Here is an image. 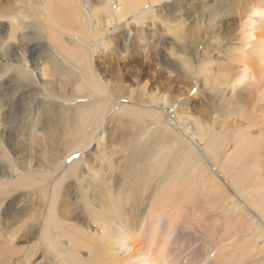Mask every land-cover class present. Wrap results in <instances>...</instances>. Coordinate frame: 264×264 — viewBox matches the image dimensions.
Wrapping results in <instances>:
<instances>
[{"label":"rangeland","instance_id":"374dc122","mask_svg":"<svg viewBox=\"0 0 264 264\" xmlns=\"http://www.w3.org/2000/svg\"><path fill=\"white\" fill-rule=\"evenodd\" d=\"M153 1V3L158 4L151 7L149 10L147 7L148 4H146V8L137 11L134 17L130 16L127 21L121 20L119 23L120 27L105 33L103 36H101V32H104H98V30H96L93 23L94 19L91 17L94 9L97 8L100 10L104 6L108 8L109 0H91V4L89 0H73L71 2V4L73 3L72 6L74 9H81L79 12H82V17L85 19L83 25L84 29L87 31L84 30L83 32L88 35V42L82 40L78 42L74 34L69 32L61 34L59 33L60 31L57 30L58 28L55 27L56 33L59 34L63 42H67V44L71 43L79 47V50L81 49L83 53L90 56L91 63L95 67V71L91 73V78L95 80L96 86L83 85L81 83V77L79 78L78 70H76L78 69L77 64L71 63L66 56L59 51H55V48L48 42L41 40L37 41L41 39L40 36H36V40L28 39V36L31 35V31H34L33 28L27 29L24 26H19L17 28V35L19 39L21 38L20 41L22 45L35 50L37 49L36 46L43 43L45 45L44 51L47 50L50 59L53 58L56 60L63 69L55 84V79H53V77L52 79L50 78L55 85L51 90L43 86L42 77L40 78V76H38L36 69L30 65L31 63L24 61L23 64H18L13 61H6V58L4 59L5 56L2 57L0 52V67L7 69H5L3 75H0V86L4 88H14L12 92L15 96L12 95L11 97V107L24 95L30 96L31 98L37 95L40 96L39 99H46L47 101V107L43 115L44 121L40 122L38 120V125H41L40 128L37 127L34 130L32 127L34 110L31 115L29 114L27 117L19 118L23 119L19 120L22 127L23 139L33 138L34 136H32V134L34 131L33 135H36L35 138L38 137L40 139L42 143L41 147L48 149L46 137L55 130L51 125L57 121V112L59 115L66 111L67 114L65 118H68V116L71 118V109L76 105H90L89 107L86 106V108H81L83 111L82 114L87 116L86 120H81L84 125L82 127L78 124V126L81 127V131L79 134H76V139L71 142V145L68 146L69 148L65 149L66 154L64 155V159L61 160L60 158L53 172L44 168L39 161L40 152H36L33 147H28L27 152H25V150L16 153L17 150L5 145L6 142L0 144L2 151L6 154L0 157V162L5 164L7 171H11L8 178L9 181L16 182L19 185L21 184V187H25V189H17V191L5 196L0 201V225L3 226L4 221L13 222L12 225H14V229L12 226L10 232L7 233L8 237L12 239L11 247L15 249L21 248L26 251H24L25 253L29 252L26 263L23 261L21 264H28L29 262L30 264H50L48 262H53V257H50L48 254L47 258H49L47 259L44 254L46 252L45 250L48 249L79 250L73 245L68 244L67 237L62 234V231L53 229L54 226L49 222V216L51 217L53 209L56 208L53 202H50L51 205H48V201L46 206H44V211L41 209L43 211L41 212L39 208H41V203L44 201L38 199L37 196L43 194V189L46 188L47 197L49 195V199L50 193L55 190V182L60 180L58 177L67 179L68 173L66 169L69 168L71 164H75V162L77 163L78 161V164H80L78 167L79 172L83 175V179L81 178L82 180H79V182H82L81 186L83 188H78V181L70 179L72 183L70 193L73 196L69 197V199L72 204L75 202L77 209L79 208V210L84 212L85 205L80 197L82 193L81 190L85 189L86 185L89 189H98L101 187H119V185L124 184V180L120 178L121 176L119 173L122 169V162L128 159L127 148L130 144V142L128 143V137L132 139L130 136L133 135L134 130H139L141 133V136H138L140 143L137 142L138 144L135 143L136 145H134L135 148L137 147L136 151L138 152L141 147H145L147 152H145V155L148 156L146 159L147 161L143 160L145 156L140 158L136 167L139 169V173H141L143 169V179H147V182L150 181V187L154 188L157 186L158 188L168 184L174 186V182L184 181L191 189L193 188L191 191V193L193 192V196H198L200 200L202 194L199 195L197 192L200 189L203 191V180L207 183L208 180H215L224 190L222 197L208 195L212 202L209 199V202L202 201L198 206L190 205V203H188L189 206L185 205L186 207L182 205L185 211L184 208H181L180 214H176L178 212L175 207H168L167 205L157 206V210L164 207V215L159 214L162 217L159 219L158 223L164 225V222H167L164 221L165 217H172L173 219L170 227L168 226L167 228H165L167 223L165 226H161V224H156V220H153L154 224L159 226L158 229L162 234V236L157 239L158 246L154 248L158 251L163 249L162 252H166V256L163 257L165 260L164 263L224 264L223 262L227 258L226 264H228V262L229 264H264V215L262 213V210L264 211V57L262 60H259L261 58L259 55L264 56V48H260V46L263 47L264 44V9H260L259 11L261 12L255 15L257 18H254L256 21L254 23L255 26L253 25L250 27V24L249 26L245 25L244 27H239L240 22L238 15L241 14L247 17L250 15V9L247 10V8H245V4H243V2L241 3L242 0H225L224 4H228L229 6L236 4L234 6L237 8H234L232 11L223 10L222 7L217 8V1L219 0H195L197 2L194 7L196 11L191 8V6L182 7L178 5L183 2H178L179 0ZM201 1L205 3L206 6L211 2L212 5L210 10L209 7L206 6L203 8V3L201 4ZM227 1L231 2L229 3ZM36 2H38V6L34 7V0H14L10 10H12L13 13H18V11L24 13L26 16L18 14L19 18L23 17L22 19L27 23L30 21H32V23L36 22L40 28H43V31L47 33V24L41 19L39 14L42 13V8L46 7L47 0H37ZM240 3L242 4L241 7ZM113 5L115 6L116 4L114 3ZM92 8L93 10H91ZM212 10L221 13L222 17H216L217 19L215 18L214 21L209 23L208 19H210L209 15H211ZM100 14L102 15L103 13L101 12ZM75 15L77 16V13H75ZM148 17H152L153 19L149 20ZM258 17H260L261 20ZM106 18H109V15H107ZM25 22L23 23L25 24ZM259 25L260 28L262 26L260 29L262 31L258 29ZM165 28L170 32L166 33ZM173 31H177V37L189 43L192 42V40L199 41L200 39V41H217V44L220 42L223 48L229 49L231 46L232 48L228 50L229 57H225V59L219 58L225 65L216 67L218 65H216L215 56L212 58H203V61L201 60V62L197 64L201 69V73H197V79H192L193 74L187 73L190 70L187 67L167 69L164 63L168 60H174L171 59L174 55L182 57L183 52L175 40H173L172 36H170ZM2 32L4 34V31ZM98 33L101 34V39L99 38L96 43H93V37H96ZM106 34L111 36V38H108L109 40H106ZM21 36H26L27 38L22 39ZM261 40H263V42ZM108 49L109 51L106 52ZM214 52L215 51L212 50V53ZM239 54H241V57L243 56L246 61L250 62L249 66H247L248 70L246 76L244 77L239 76L242 70L241 63H239L241 57L237 58ZM45 64V57H38V66L44 67ZM162 66L165 67V70L161 69ZM205 67H207V69H205ZM17 70L25 73L26 76H31L32 80L30 83L28 81L26 82L24 77L18 76L16 73ZM68 71H70L75 78L72 80L71 84H68V89H65L67 96L54 100L57 106L53 108L54 105L51 104L52 97L60 96V90L58 88L61 87L59 83L61 79L65 78L62 74L64 73L65 75V72ZM239 77H241L240 82L236 81ZM15 78H17L18 81H16ZM48 78L47 76L46 80ZM33 86L40 88L41 94L35 95V91L29 92V88ZM85 87L88 90L84 89ZM90 88H98L103 96L96 95L98 94L97 91L95 89L91 90ZM83 92L89 93V96L91 94L93 95L91 97L76 99V97L81 96ZM93 92L96 93L94 94ZM117 92L119 93L117 94ZM231 96L233 99H231ZM238 97L241 98L243 102L245 99H249L252 103V107L246 108L242 106L239 101H237L235 105L232 100L234 101L238 99ZM178 99L179 101H176ZM162 102L167 103L169 108H166L167 106L164 108ZM177 102L179 106H174L177 105ZM90 107H93V110H91L92 108ZM79 109H77L76 112H79ZM74 112L75 111H73V114ZM41 113L42 112H40V115ZM1 114L5 115L3 110ZM35 114H37V112ZM93 114L96 120L95 118L93 120ZM178 115H180L183 120H188L189 118L193 123L192 125H196L195 127L199 129L201 141L200 139L191 140L189 136H184L182 130L178 127ZM73 116L74 115H72V117ZM246 116L250 117H247V119ZM14 122L17 121H11V123ZM134 122L137 124L135 125ZM153 126L167 129V131L174 136L175 142H172V139H170V142H165L164 139L160 137L157 138V135L155 136L150 130ZM14 127H16V125L12 124L8 128L12 130ZM56 129H59L58 132H60V134L57 135L60 140L56 148L49 154L51 156H56L58 154L61 156L63 153L62 149L65 147V144L68 143L63 135V130H66V127L57 125ZM20 134L21 132L18 137H20ZM96 139H102L101 141L99 140L100 144L96 142ZM176 140H181V143H178ZM146 141L147 144H144ZM213 145L216 149H214ZM61 147L63 148L61 149ZM167 147L169 150H167ZM240 148L243 149L240 150ZM257 148L258 152H256ZM259 148L261 151H259ZM242 151L244 152L242 153ZM7 155L11 158L9 162L5 159ZM87 156H90L89 160L86 162V165L89 164L88 167L85 166L81 160L79 161V158L82 159ZM99 156H103L100 158H102L101 160H104V162L100 161L98 158ZM21 159L26 168L23 170L25 171L23 176H20L21 174L17 166L18 160L21 161ZM96 160H98L99 163ZM90 161L92 162L90 163ZM91 164L96 165L97 168ZM94 168L97 169V171L99 170L98 177L94 178L96 181L91 182L93 177H91L92 174L90 176L89 174L96 171ZM28 172L32 173L27 175ZM116 173L119 178L116 176ZM197 175H199V178ZM126 181L128 184L130 183L131 188V190L129 189L126 193V196H128L136 192V188L139 184L138 182H129L128 179H126ZM151 191L152 190L147 193L145 192V196L151 193ZM168 192L172 193L170 189ZM120 193H122V191H120ZM224 193L227 198L224 196ZM229 201H234L235 204L224 211V209L228 207ZM6 202L12 205L11 212L9 211L7 216L4 217L2 213L5 210L4 205ZM93 208L95 209V206ZM146 208L148 209L149 207L143 206L139 211L144 221L147 220L146 215L148 210ZM132 212L133 209L131 205L125 207L124 213L128 223L132 220ZM38 213H42L43 222L40 217L41 220L39 223H36L38 219L35 218ZM33 215L35 216L34 219H32L35 223L34 229L36 230V227H38L39 232L37 231L38 233L36 234L34 233L35 230H31L28 238H22L20 234H23V232H18L17 225L19 224H16L17 221L13 220L16 219V216H22L21 219L23 221L27 219L28 224ZM184 215L186 217H184ZM175 216H177L176 219L174 218ZM69 221L72 223L73 221L75 222V220ZM81 221L83 222L82 227L85 231L86 227L89 226L88 231L90 229L91 232L88 233H92L95 237L101 235L100 231H97L100 227L94 224V222L87 223V221ZM46 223H48V225H46ZM226 226L228 227L226 228ZM41 230H43L42 233ZM130 231H136V226L135 228H131ZM227 231H230L229 234H227ZM49 240L51 241L49 242ZM2 242L4 243L1 244ZM43 242L44 244L50 243V248H48L49 246L43 245ZM6 243L5 240L0 241V247H3L2 245ZM56 245H62V247L55 248ZM125 249L128 250L129 247L122 248L124 251ZM212 249L214 251L209 254ZM218 250H221L223 257L213 263L217 260L218 255L215 254ZM150 254L151 253L148 252L146 253L147 259L145 258L144 264H148V262H150V264H159V256L156 257L157 255L154 252H152V255ZM154 254L156 256H154ZM0 255V264H16L14 261L15 256H7L6 258L4 250L0 251ZM213 255L215 256L213 257ZM121 256L122 255H119L118 258H123ZM87 257L88 255L86 252L83 251L82 253L80 251V259H85ZM43 258L46 260L44 261ZM100 258L101 259H96V261L100 264L105 263V257L102 258L101 256ZM177 259L178 261L174 262V260ZM106 260L113 262L110 256L107 257ZM116 261L117 257L114 256V262ZM91 263H93V261ZM119 264H124V262H120Z\"/></svg>","mask_w":264,"mask_h":264},{"label":"bare ground","instance_id":"6f19581e","mask_svg":"<svg viewBox=\"0 0 264 264\" xmlns=\"http://www.w3.org/2000/svg\"><path fill=\"white\" fill-rule=\"evenodd\" d=\"M13 1L14 0H0V52H1V56L2 57L5 56L4 59L6 58V61H13L14 63H18V64H23L24 61L31 63L30 65L33 66L34 69H36L38 76H40V78L42 77L43 86L50 89V90H51V88L55 87L54 84H55L56 80L59 79L58 76H59L60 72L63 71V69L60 67V65L57 63L56 60H54L53 58L50 59V56H49L47 50L44 51L45 45L43 43H41V44H39V46H36L37 49H35V50L30 49V48H27V46L22 45V42L20 41L21 38L20 39L18 38V35H17L18 29L17 28L19 26L20 27L24 26L27 29L33 28L34 31H31V35L28 36V39H35L36 36L37 37L40 36L41 39H38L37 41L41 40V41L48 42L53 48H55V51H59L61 54L66 56L67 59L69 61H71V63L73 62V63L77 64L78 69H76V70H78L79 78L81 77V83L83 85L86 84L88 86H96L95 80H93L91 78V73H92V71H95V69H94L95 67L91 63L90 56H88L86 53H83L81 51V49L79 50V47L72 45L71 43L67 44V42H63V40L60 39L59 34L56 33V28H58L57 30H59L60 31L59 33H61V34H63L64 32H69V33L74 34L75 35L74 37L77 39L78 42H79V40L80 41L82 40L84 42L85 41L88 42L87 41L88 35L84 34V32H83L85 30L84 25H83V22L85 19L82 17V12H79V11H81L80 8L79 9L73 8V6H72L73 3L71 4V2L73 0H47L46 7L45 8L43 7L42 13H39L41 19L44 20V22L47 24V27H48L47 33H45L43 31V28H40V26L36 22L32 23V21H30L27 23L24 21V19H22L23 17L19 18L18 14L19 15L22 14L23 16H26L24 13L19 12V11H18V13L17 12L13 13V11L10 10L11 9L10 7H11V4L13 3ZM36 1L37 0H34V5H33L34 7L38 6V4H37L38 2H36ZM137 1H135V0H114V1L109 0L108 8L105 6L103 8H101L100 10H98L97 8L93 10V8H92L91 10H93V12H92L91 18L94 19V21H93L94 27L96 28V30H98V32L99 31L104 32V33L101 32L102 35L100 33H98L96 37H93V39H94L93 43H96L97 40H99L100 35L103 36L105 33L111 32V30H114L117 27H120L119 23L121 22V20L127 21L130 16L134 17L135 13L137 11H140L142 8H146L145 7L146 4H148V6H147L148 10L151 7L158 4V3H153L154 2L153 0H146V1L145 0L144 1L143 0H137ZM89 2L91 4V0H89ZM178 2H182V3L178 4L182 7L191 6V8H193L194 10H195V8H194L195 4L197 3L195 0H179ZM227 2H229V1H227ZM242 2H243V4H245V8H247V10L250 9L249 10L250 15H249V17L243 16L241 14L238 15L239 22H240L239 27H244L245 25L249 26L250 24H251L250 27H252L253 25L255 26V24H254L256 22L254 20V18H256L255 15L259 14L261 12V11H259L260 9H264V0H242L241 3ZM114 3L116 4L115 6L113 5ZM202 3L203 2L201 1V4ZM224 3H225V0L217 1V6H218L217 8L222 7L223 10H231V11L234 8H237L236 6H234L236 4H233L232 6H234V7H232V6H229L228 4H224ZM241 3H240V7L242 6ZM204 4L205 3L202 4L203 8H204V6H206V4L205 5ZM86 5H87V3H86ZM211 5L212 4L210 2L206 7H209V10H210ZM212 9H213V7H212ZM101 12L103 13L102 15L100 14ZM236 12H238V11H236ZM75 13H77V16L75 15ZM107 15H109V18H106ZM104 17H105V19H104ZM216 17H218V18L222 17L221 13L217 12L216 10H212L211 15H209L210 19H208V22L210 23V22L214 21ZM258 18L260 19V17H258ZM148 19L152 20L153 18L148 17ZM245 21L247 22V24ZM23 22H25V24ZM114 23H115V25H114ZM151 26H152V24H151ZM261 28H262V26H261ZM261 28L259 25L258 29L260 30ZM263 28H264V26H263ZM165 30H166V33L170 32L166 28H165ZM2 31H4V34ZM260 31H262V30H260ZM176 32L173 31L170 36H172L173 40H175V42L179 45V48L182 49V51H183L182 57H178V56L174 55L171 58L174 60H168L167 62H165L164 66L167 69L187 67L190 69L189 72H187V73L193 74L192 79H197V73H201V69L199 68V65H197V64L199 62H201V60L203 61V58L204 59L205 58H212L215 56L216 57V65H218L216 67H220L222 65H225V64H223L222 61L219 60V58L225 59V57H229L228 50H230L232 48L231 46L229 47V49L223 48L220 45V42H218V44H217V41H212V40L205 41L202 39H201L202 41H200V39H199V41H193L192 40V42L189 43L186 40L177 37ZM243 34H244V32H243ZM21 37H22V39L27 38L26 36H21ZM108 38H111V36L107 35L106 40H109ZM204 38H205V36H204ZM261 41L263 42V40H261ZM78 42H77V45H78ZM113 43H114V41H113ZM234 47H235V45H234ZM260 48H264V44H263V47L260 46ZM212 50H214L215 52L212 53ZM108 51H109V49L106 52H108ZM111 52H113V51H111ZM207 53H208V56H207ZM40 56L45 57L46 64L48 67L46 66V64L44 65V67L38 66V57H40ZM88 57H89V59H88ZM240 57H241V54H239L237 58H240ZM242 57L240 58L241 60L238 59L239 63H241V67H242V70L240 71L241 73L239 76L244 77V76H246V72L248 70L247 66H249L250 62L246 61V59H244V57L242 60ZM256 57H257V55H256ZM259 57H261V58L260 59L258 58V59L262 60L264 56L259 55ZM49 61H50V67H49ZM164 66H162L161 69L165 70ZM3 69H4V72H3ZM5 69L6 68L0 67V75H3L5 73ZM205 69H207V67H205ZM96 71H97V69H96ZM190 72H192V73H190ZM16 73L18 76L20 75V77H24L26 82L28 81L30 83V81L32 80L31 76H26L25 73L20 72L19 70H17ZM62 75H63V77L65 76V78L61 79L60 83H59L60 87H61V88H58L60 90V96H58L59 98L58 97H52L53 99L51 98L52 99L51 104L54 105L53 108H56L55 106H57V104L54 100L67 96L65 89H68V84L69 83L71 84L72 80L75 78V76L70 71L65 72V75L63 73ZM47 76L49 78L46 80ZM204 76H205V74H204ZM52 77H53V79H55L54 84L51 81ZM215 77H216V75H215ZM15 79H16V81H18L17 78H15ZM236 81L240 82L241 77L237 78ZM0 88H1L0 89V144L2 142H6L5 145L9 146L10 148L12 147V149L17 150L16 153L21 152V151H25V150H26L25 152H27V148L28 147L30 148V146H31L34 148V150L36 152H40L41 155H39L40 156L39 161L44 166V168L49 169L50 172L55 171V169L57 167V163H59L60 158H61V160L64 159V155L66 154L65 149L69 148L68 146L71 145V142L76 139V134H79V132L81 131L80 130L81 127L78 126V124L81 125L82 127L84 125L83 121H81V120H83V119L86 120L87 116L85 114H82L83 111L81 108H83V107L86 108V106L89 107L90 105L79 104L73 108L74 110L71 109L72 114L71 113L70 114H71L72 120H71V118H69V116H68L69 120H68V118H65V115L67 114L66 111L62 112L59 115L57 112V114H56L57 115V121L55 123H53V125H51V126H53V128L55 130L52 133H49V135L46 137V144L48 147V149H46L45 147L44 148L41 147L42 143L38 137L35 138L36 135H33L34 131H33V134L32 133L31 134H32V136H34L33 138H35V139H33L32 137H31L32 139L31 138L30 139H23V136H22L23 134H22V130H21L22 127H21V124L19 122V120H23V119H19V118L27 117V116H29V114L31 115V113L35 111V113L37 112V114L34 113L32 127L34 130L37 127L38 128L41 127V125H38V120L40 122L44 121L43 115L45 114V109L47 107V101H46V99H39L40 96L36 95V94H41L40 90H39L40 88H36V86L29 88V90H30L29 92L35 91L36 96L31 98L30 96L24 95L20 99L17 98L18 100H17L16 104L12 107H11V97L14 94L12 92L14 90V88H4L2 86H0ZM84 89L88 90L86 87ZM90 89L91 90L95 89L98 93L96 95L103 96L99 92L98 88H90ZM8 91H11V92H8ZM119 92H117V94ZM93 93L95 94L96 92H93ZM92 95L93 94H91L89 96V93L83 92L81 94V96L76 97V99L91 97ZM13 96H15V95H13ZM33 99L35 100V102ZM231 99H233L232 96H231ZM176 101H179V99ZM237 101H239L240 104L242 106H245L246 108L252 107V103L249 101V99H245L244 102L239 97H238V99H235L234 101L232 100V102L235 105H236ZM183 103H184V101H183ZM162 106L164 108L166 106H167L166 108H169L167 103H165V102H162ZM174 106H179L178 102H177V105H174ZM90 108H92L91 110H93V107H90ZM39 109H40V111H39ZM77 109H79V112H76ZM2 110L4 111L5 115L1 114ZM73 111H75L74 114H73ZM40 112H42L41 115H40ZM93 113H95V112H93ZM72 115H74V116L72 117ZM93 116H94L93 120H94V118L96 120V117L94 114H93ZM247 117H250V116H246V118ZM13 120H16L17 122L11 123V121H13ZM79 121H81V122H79ZM134 121L138 122L137 120H134ZM177 121L179 123L178 127L182 130V133L184 134V136H189L191 138V140L200 139V141H201V136L199 137V129H197L195 127L196 125L195 126L192 125L193 123L191 122V120L189 118H188V120H186V119L183 120L182 117L180 115H178ZM136 122H134L135 125L137 124ZM12 124L16 125V127H14V129L11 130L8 127H10ZM57 125H59V126L63 125L66 127V130H63V132H64L63 135L65 136L66 142H68V143L65 144V147L63 146L64 148L61 147V149L63 148L62 149L63 153L61 154V156L59 154L56 156H51L49 154L51 153V151L53 149L56 148V146L59 144V140H60L59 136H58L60 134V132H58L59 129H56ZM146 127H149V126H146ZM150 130L152 131V133L155 136L157 135V138L160 137L161 139H164L165 142H170V139H172V142L173 141L175 142L174 136L170 132H168L167 129L161 128L159 126H153L152 129H150ZM20 132H21L20 137H18ZM138 136L139 137L141 136L140 131L134 130L133 135L130 136V138H132V139H129V137H128V143L130 142V144L128 145V148H127L128 159L122 162V164H123L121 167L122 169L119 167L121 169V171H120V173L119 172L118 173L121 176L120 178H122L124 180L123 181L124 184L119 185V187H117V186H115V187L114 186L113 187H101L98 189H89L87 185L85 188V185H84L85 189L81 190L82 193H81V197H80L81 201L85 205V207H84L85 211L84 212L79 210V208L77 209L75 202H73V204H72L70 199H69V197L73 196L70 193L71 188H72V186H71L72 183L70 182V179L74 180V181H78V188L81 189V187H82L81 186L82 182L80 183L79 180L83 179V175H82V173L79 172L78 167L80 164H78V161H77V163L75 162V164H71L70 167L66 169V172L68 173L67 179H64L63 177H58V179H60V180L55 182L56 183V187H54L55 190H54V192L50 193L51 195H50L49 199H48L49 195L47 197V193H46L47 189L46 188L43 189V192H42L43 194L37 196L38 199H42V201L45 202V203L44 202L41 203V206H40L41 208H39V210L42 209L44 211V206H46V203L49 201L48 205H51L50 202H53L54 207H56V208L53 209L51 217L49 216V220H50L49 222L52 224V226H54L53 229L58 230V231L59 230L62 231V234H64L65 237H67L68 244H71L75 248L79 249V250H52V249L51 250H49V249L45 250L46 252L44 254H45L46 258H47L48 254L50 255V257H53V262L50 261L48 263H50V264H100L96 261V259H101L100 257L102 256V258L105 257V259H104L105 263H103V264H109V263L110 264H119L120 262H124V264H144V261L146 258V253L148 252V253H151L150 255H152V252H154L157 255L156 256L154 254V256H156V257L159 256V259L158 258H155V259H158V261L161 264H167V263H164L165 260L163 259V257L166 256L165 255L166 252L165 253L162 252L163 249L161 251H158V250H156V248H154V247L158 246V244H157L158 237L162 236L160 230L158 229L159 226L156 224H161V226H165L167 223V225L165 226V228H167L168 226L170 227V224L172 223L173 219H172V217H170V218L165 217L164 221H167V222H164V225H162V223H158L159 219L162 217L160 215H164V213H163L164 207L160 208V210H157L158 209L157 206L167 205L168 207H175L177 209V212H178L176 214H180V212H181L180 210H182L185 205L189 206L188 203H190V205H193V206H196V205L198 206L199 203L200 204L202 203V201L209 202V199L211 200V198H209L208 195L209 196H215L216 195L219 197L223 196L224 190L222 189L221 185H219L215 180H208V183L204 180L202 181L203 182V185H202L203 191L200 189L197 192V194H199V195L202 194L201 200L198 196L197 197L193 196V192L191 193L193 188L191 189V187L188 186L184 181H183L184 183L181 181H180L181 183L180 182H174V186H170L169 184L168 185L164 184L165 186H161L158 188H157V186L154 188L150 187L149 186L150 181L148 180L149 182H147L146 181L147 179L144 178L145 181L143 179V176H144V175H142L143 169H142L141 173H139V171H138L139 169L136 167L140 158L145 156V158H143V160L147 161L146 159L148 157L147 155H145V152H146L145 147H141L140 150H138V152L136 151L137 147L136 148L134 147V145H136L135 143L139 142ZM99 140L101 141L102 139H96V142L97 143L99 142L98 144H100ZM176 141H178V143L179 142L181 143V140H176ZM144 144H147V141ZM33 145H35V146H33ZM209 145H211V144H209ZM214 149H216L215 146H214ZM242 149L240 148V150H242ZM83 150H84V148H83ZM167 150H169L168 147H167ZM245 151H246V149H245ZM259 151H261L260 148H259ZM98 152H99V150H98ZM243 152L244 151H242V153ZM256 152H258V148L256 149ZM4 155H6V154H4V152L2 151V148L0 147V157H3ZM100 155H102V154H100ZM8 156L9 155L5 156V159L9 162V161H11V158ZM89 157L90 156H87L86 158H82V159L79 158V161L81 160L85 164V166L88 167L89 164L86 165V162H87V160H89ZM100 157H103V156H99L98 158L100 159V161L104 162V160H101L102 158H100ZM156 158H157V156H156ZM119 159H120V157H119ZM96 161L99 163L98 160H96ZM119 161H121V160H119ZM91 162L92 161H90V163ZM217 162H219V161H217ZM91 165H93L97 168L96 165H94V164H91ZM17 166H18V170L20 171L19 173L21 174L20 176H23V174H25V171H23V170H25L26 168H25V165L23 164L22 159H21V161L18 160ZM83 166H81V167H83ZM95 170L96 171H93L89 174V176L92 174L91 177H93V179L90 178V179H92L91 182L96 181V179H94V178L98 177L97 175H98L99 170L98 171H97V169H95ZM87 171L89 172L88 168H87ZM10 172L6 170L5 164L0 162V201L5 196H8V195L12 194L13 192L17 191V189H25V187L20 186L21 184L19 185L16 182H10L9 181L8 178L10 176ZM88 172H86V173H88ZM30 173H32V172H28L27 175ZM197 174H198V172H197ZM116 176H118L117 173H116ZM197 176L199 178V175H197ZM222 177H223V175H222ZM21 178H23V177H21ZM118 178H119V176H118ZM126 179H128L129 182L130 181L134 182V183L138 182V184H139V186H137V188H136V192L133 191L134 193L129 194L128 196H126L127 195L126 193L128 192L129 189L131 190V188H130V183L128 184ZM171 181H172V179H171ZM229 182H231V181H229ZM111 183H112V181H111ZM125 183H127V184H125ZM134 185H136V184H134ZM169 189H170V191H172V193L168 192ZM150 190H152L151 193L146 194V196H145L144 193L145 192L147 193ZM94 191H97V192H94ZM120 191H122V193H120ZM194 192H196V191H194ZM224 196L227 198L225 193H224ZM94 197H95V199H94ZM244 198H246V197H244ZM7 202L4 205L5 210L2 213L4 217L7 216V213L9 211L11 212V205L12 204L7 203ZM211 202H212V200H211ZM244 202H245V200H244ZM234 204H235L234 201L233 202L229 201L228 207H226V208L224 207L225 208L224 211L228 210L227 208L234 206ZM130 205L133 209V212H132V218H131L132 220L130 223H128L126 221L127 219H126L124 210H125L126 206H130ZM182 205H184V206H182ZM94 206H95V209L93 208ZM143 206L149 207L148 209L146 208L148 210L147 215H146V217H147L146 221H144L143 217L140 216V212H139L141 207H143ZM14 209H16V208H14ZM117 209H118V211H117ZM42 210H41V212H43ZM184 211H185V208H184ZM262 213L264 215L263 210H262ZM177 216H175L174 218L176 219ZM34 217H35L34 215L31 217L28 224H27V221H28L27 219L24 221L21 219L22 216H16V219L13 220V221H17L16 224H19V225H17V230L20 233L23 232V234H20V236L22 238H28L31 230H35L34 229L35 223L32 220V219H34ZM40 217L42 218V220L40 219ZM81 217H82V219H81ZM184 217H186V216L184 215ZM35 219H38L36 223H39L40 220L43 222L42 213H38V215H36ZM69 220H75V222L73 221V223H72ZM81 220H83L84 222L87 221V223L88 222L89 223L94 222V224L98 225V227H100L99 228L100 230L98 229L97 231H100V234L102 236L98 234L99 236L95 237L92 233H88V232H91L90 229L88 231L89 226L86 227V231H85L82 227L83 222ZM153 220H156V224H154ZM12 223H10V221L9 222L4 221V223H3L4 225L3 226L0 225V241L5 240L7 242L6 244L2 245L3 247H0V251L4 250L6 258H7V256L8 257H11V256L14 257L15 256L14 261L16 264H21V263H23V261L26 263V261L29 257L28 256L29 252L25 253L26 251L21 249V248L15 249V248L11 247L12 246L11 245L12 239L10 237H8L7 233L10 232V228L12 226L14 229V225H12ZM48 223H46V225H48ZM115 224L118 225L119 227L116 226ZM135 226H136V231L131 232L130 229L133 227L135 228ZM90 227H92V226H90ZM227 227L228 226H226V228ZM94 228H96V227H94ZM47 229H49V228H47ZM47 229H46V232H47ZM229 230H231V229H229ZM37 231L39 232L38 227H36V230L34 231V233L37 234L38 233ZM42 232H43V230H41V233ZM229 232L227 234H229ZM232 232H234V231H232ZM94 233H96V232H94ZM40 241H42V240H40ZM50 241L51 240H49V242ZM3 243L4 242H2L1 244H3ZM43 245H46L47 247L49 246L48 248H50V243L44 244V242H43ZM61 247H62V245H56L55 248H61ZM124 247H126V248L129 247V249L128 250L125 249V251H124V250H122V248L124 249ZM226 248L230 249L228 247H226ZM158 249H160V248H158ZM80 251L82 253H83V251L86 252L88 257L85 259H80L79 258ZM213 251L214 250L212 249L209 252V254H211ZM33 252H34V250H33ZM229 254H230V252H229ZM119 255H122L121 257H123V258H118ZM215 255H218V256H217V260H215L213 263L217 262L219 259H221L223 257L221 250L220 251L218 250ZM215 255H213V257ZM109 256L113 259V262H109L110 260H106V258ZM114 256L117 257L116 262H114ZM207 256H210V255H207ZM0 257H1V255H0ZM43 259H44V261L46 260L45 258H43ZM169 259H170V257H169ZM12 260H13V258H12ZM226 260H228V259L226 258ZM226 260L223 262L224 264L227 263ZM92 261H93V263H91ZM176 261H178V259L174 260V262H176ZM229 261H231V260H229ZM28 264H30V262ZM145 264H147V263H145ZM148 264H150V262H148ZM228 264H229V262H228Z\"/></svg>","mask_w":264,"mask_h":264}]
</instances>
